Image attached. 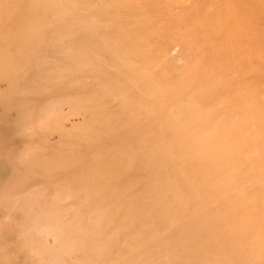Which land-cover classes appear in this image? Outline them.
Segmentation results:
<instances>
[{
  "label": "bare ground",
  "instance_id": "bare-ground-1",
  "mask_svg": "<svg viewBox=\"0 0 264 264\" xmlns=\"http://www.w3.org/2000/svg\"><path fill=\"white\" fill-rule=\"evenodd\" d=\"M3 89L39 150L29 177L50 185L31 191L34 214L0 251L22 238L23 264H264V215L246 221L236 199L264 200L251 195L264 190L252 184L264 177V142H254L264 107L227 103L209 119L194 109L217 91L264 90V0H0ZM192 182L237 205L177 208ZM51 232L53 248L42 240Z\"/></svg>",
  "mask_w": 264,
  "mask_h": 264
},
{
  "label": "rangeland",
  "instance_id": "rangeland-1",
  "mask_svg": "<svg viewBox=\"0 0 264 264\" xmlns=\"http://www.w3.org/2000/svg\"><path fill=\"white\" fill-rule=\"evenodd\" d=\"M227 61V58L223 59ZM42 61L39 63V68L41 71L43 70V65H41ZM43 76L45 72H42ZM19 85L21 91H27L28 85L26 81L21 78L19 81ZM209 84L208 81H200L198 83L199 87H206ZM250 85H262L261 83L251 82ZM3 91V93H1ZM0 91V241L7 242L12 239V232L15 234L18 232L20 226H24L27 222V217L33 215L35 210L27 209V201L31 197V191L34 189H47L50 185L49 182L46 183L44 180H32L29 177V171L34 168L33 162L31 159L38 158L39 150H35V145L33 144V138L27 136L26 124L23 116L19 113L18 110L11 108V99L13 100V96L11 94H6L3 89ZM260 94L254 92H248L241 96V98H225L221 94V91H217V98L211 103L212 105L207 106L208 108H201L199 105H195L194 109L197 114L202 115L205 119H209L215 117L219 114V111L224 107V105L228 104H236L238 101L243 104H247L249 106H258L264 107V90L259 91ZM2 97V98H1ZM207 104H210L209 102ZM29 104L24 105L22 108L25 111L29 110ZM221 108V109H219ZM218 109V110H217ZM140 111V109H139ZM138 112V110L136 111ZM257 112H251L250 115L253 116V119L250 122L255 121L258 117L256 115ZM135 115V113L130 112L129 115ZM138 114V113H136ZM249 115V116H250ZM248 118V115H245ZM264 125V124H263ZM206 131V132H205ZM38 133H41L42 130L38 129ZM209 131H202V140L203 143L209 145L211 143ZM205 133V134H204ZM55 139L53 141H57L61 139L60 130L54 131ZM25 137V138H24ZM134 137V138H133ZM130 138V142L136 143L139 142L138 138L133 136ZM264 135L257 134L254 142L255 144H260L264 142ZM142 140V139H141ZM145 140V139H144ZM33 151V152H31ZM179 147H176L175 153L178 154ZM38 152V153H37ZM173 171L176 170V164L173 165ZM31 182V184H30ZM40 182V183H39ZM43 182V184L41 183ZM208 182V181H206ZM252 184L254 186H261L264 189V177L260 174H257L252 179ZM33 183V184H32ZM41 186H39V184ZM249 184V183H248ZM37 185V186H36ZM179 191L174 195V199L176 200L175 206L179 207H196L203 209L205 211H213L215 213H224L225 208L233 207L238 204V206H242L246 210H243L241 216L247 217L246 221H249V218L255 215H264V200L259 204H254L249 200H243L241 194H238L236 199H238V203L235 204L232 201L234 197L233 194L225 195V194H209L210 196L204 197L202 193L196 192V183L192 182L189 188L185 189L184 185L179 187ZM29 189V190H28ZM110 196L112 199V203L115 206H119L122 203V194L119 190L117 184H113L110 187ZM118 190V191H117ZM188 191V192H187ZM116 192L118 194H116ZM252 198L254 196L263 195V192H253ZM115 196V197H114ZM236 196V195H235ZM119 197V198H118ZM235 198V197H234ZM76 199L69 198L63 199L58 202L59 207L63 208L69 202H74ZM17 201V202H16ZM179 201V202H178ZM233 204H232V202ZM237 201V200H236ZM105 202V196L100 195L96 197L95 200H87L83 206L84 214L90 215L95 212L97 208L101 205V203ZM256 208L258 211L253 212L251 209ZM186 209V208H185ZM208 213V212H207ZM241 213V212H240ZM236 214V213H235ZM234 213L230 214L232 217L235 216ZM190 216V221L193 219L192 214ZM13 232V233H14ZM47 236V240H46ZM42 238L43 243L49 247L53 248L55 246L54 233H48ZM46 240V241H45ZM54 240V241H53ZM23 239L15 238V242L17 243L16 252H11L10 250H2L0 251V264H23L25 260L24 247L22 245ZM48 241V242H47ZM53 241V242H52ZM8 254V255H7Z\"/></svg>",
  "mask_w": 264,
  "mask_h": 264
}]
</instances>
